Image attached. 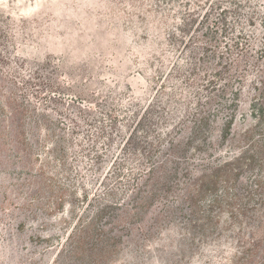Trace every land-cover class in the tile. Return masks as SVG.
I'll use <instances>...</instances> for the list:
<instances>
[{
    "label": "rangeland",
    "instance_id": "obj_1",
    "mask_svg": "<svg viewBox=\"0 0 264 264\" xmlns=\"http://www.w3.org/2000/svg\"><path fill=\"white\" fill-rule=\"evenodd\" d=\"M215 1L0 0V129L6 135L0 146V264L59 261L57 240L83 210L89 217L103 204L107 188L120 194L129 180L134 156L125 151L128 137L152 142L172 106H190L198 88L183 78L205 44L213 53L199 66L215 69V56L224 54L225 62L239 61L247 76L259 78L264 68L257 70L254 59L263 31L244 25L241 12L240 20L226 15L229 33L223 35L218 19L227 7L210 9ZM188 11L195 23L185 33L174 30L182 28L180 19L189 22ZM157 21L167 27L154 30ZM243 30L251 51L243 58L228 55L224 47ZM251 92L249 86L240 98L243 117L234 134L251 122ZM11 110L20 111V127ZM122 169L123 179L116 180ZM59 198L78 212L59 215ZM112 216L123 211L114 210L99 226ZM136 228L117 233L116 253L103 264H189L199 255L178 257L166 236L138 244Z\"/></svg>",
    "mask_w": 264,
    "mask_h": 264
},
{
    "label": "trees",
    "instance_id": "obj_2",
    "mask_svg": "<svg viewBox=\"0 0 264 264\" xmlns=\"http://www.w3.org/2000/svg\"><path fill=\"white\" fill-rule=\"evenodd\" d=\"M223 4L227 8L218 19L223 35L229 33L226 15L240 20L241 12H246L244 25L254 30L258 25L264 33V0H216L210 9L220 10ZM184 15L189 22L180 19L182 28L174 30L185 33L195 23L191 12ZM152 25L154 30L167 27L166 22ZM108 43V39L103 41ZM224 48L228 55L246 57L251 44L245 30L238 31ZM207 53L213 51L205 44L183 78L186 85L198 88L189 96L190 106H172L168 122L152 142L133 134L128 137L125 151H133L128 156H134L129 180L120 194L107 188L106 200L91 216L83 210V216L57 240L59 261L53 264H103L116 253L117 233H129L133 226L139 233L138 244L156 237L159 242V237L166 236L178 257L188 258L197 251L199 255L189 264H264V69L259 78L251 75L252 79L239 61L225 62L221 54L215 56L216 68L208 71L206 65L199 66ZM255 54L254 67L264 68V45ZM249 86L253 91L248 103L251 122L234 134L237 118L243 117L240 98ZM19 112L10 113L20 127ZM5 139L0 129L1 147ZM94 158L100 161L102 156ZM123 169L116 170V180L123 179ZM92 196L100 197L96 192ZM82 197L87 199L89 194ZM62 201L59 198L57 204L59 215L78 212L73 203H67L66 209ZM114 210H122L123 216H112V222L99 226Z\"/></svg>",
    "mask_w": 264,
    "mask_h": 264
}]
</instances>
